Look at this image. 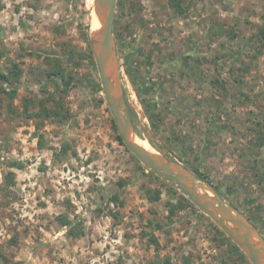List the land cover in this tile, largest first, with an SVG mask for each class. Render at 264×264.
<instances>
[{
    "label": "rangeland",
    "instance_id": "obj_1",
    "mask_svg": "<svg viewBox=\"0 0 264 264\" xmlns=\"http://www.w3.org/2000/svg\"><path fill=\"white\" fill-rule=\"evenodd\" d=\"M94 2L0 0V72L21 70L0 79V264H251L117 139ZM184 4L177 16L168 0H116L124 102L136 135L264 238V0ZM179 194L189 203L171 213Z\"/></svg>",
    "mask_w": 264,
    "mask_h": 264
},
{
    "label": "water",
    "instance_id": "obj_2",
    "mask_svg": "<svg viewBox=\"0 0 264 264\" xmlns=\"http://www.w3.org/2000/svg\"><path fill=\"white\" fill-rule=\"evenodd\" d=\"M115 4L116 0H95L94 10L100 28L91 37V50L104 100L122 143L146 168L173 184L196 208L207 215L251 264H264V238L242 212L185 166L166 158L159 151L160 156H156L147 148L133 142L131 135L136 133L123 99L121 74L117 63L113 31Z\"/></svg>",
    "mask_w": 264,
    "mask_h": 264
},
{
    "label": "trees",
    "instance_id": "obj_3",
    "mask_svg": "<svg viewBox=\"0 0 264 264\" xmlns=\"http://www.w3.org/2000/svg\"><path fill=\"white\" fill-rule=\"evenodd\" d=\"M185 0H168V4L170 6V8L172 9L173 13L177 16H182L186 10L187 7H185L184 4ZM262 24L258 27L256 33H255V37L258 39L259 41V46H262L264 44V11L262 13ZM116 23V22H115ZM114 33L116 31V24H114ZM118 41V40H117ZM121 41V40H120ZM119 41V43H120ZM13 67H15L14 70H10L8 74L2 73L0 72V79L3 81H8L10 77H14L17 78V75L21 73L20 68L17 66L16 63H13ZM8 97H13L15 95V90H12L10 92H7ZM45 101V100H44ZM43 103V101L41 102V104ZM41 113L47 115V116H56L59 113V110L56 108V106H46V105H41ZM117 139L119 140L120 143H122L119 135H117ZM123 144V143H122ZM180 195V194H179ZM186 202H188L187 200H185L181 195L179 197V202H177L176 204L170 206V210L171 213L173 212L174 208L178 206H183ZM189 203V202H188ZM58 219L63 222L64 224H69L71 223V220H69V218L65 215V216H58ZM221 233H223L221 231ZM224 234V233H223ZM226 237V236H225ZM226 239H228L231 242V248L234 252L238 253L242 258H245V255L242 253V251L228 238L226 237ZM187 264V262H185ZM223 264H227L225 262H223Z\"/></svg>",
    "mask_w": 264,
    "mask_h": 264
},
{
    "label": "bare ground",
    "instance_id": "obj_4",
    "mask_svg": "<svg viewBox=\"0 0 264 264\" xmlns=\"http://www.w3.org/2000/svg\"><path fill=\"white\" fill-rule=\"evenodd\" d=\"M97 18H96V14H95V23H94L93 28L98 30L100 28V23H99ZM131 136H132V140L135 144L147 148L149 151H151L156 156H160L158 151L154 147H152L151 145L146 143V141L144 139H142L141 137H139L138 135H135V134H132Z\"/></svg>",
    "mask_w": 264,
    "mask_h": 264
}]
</instances>
